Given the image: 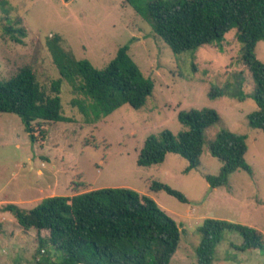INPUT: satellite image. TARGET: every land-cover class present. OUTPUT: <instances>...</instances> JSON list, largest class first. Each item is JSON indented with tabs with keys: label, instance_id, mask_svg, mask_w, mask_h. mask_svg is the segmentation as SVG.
<instances>
[{
	"label": "rangeland",
	"instance_id": "rangeland-1",
	"mask_svg": "<svg viewBox=\"0 0 264 264\" xmlns=\"http://www.w3.org/2000/svg\"><path fill=\"white\" fill-rule=\"evenodd\" d=\"M152 1H0V81L9 80L23 66L35 70L50 94L53 83L62 80L63 117L50 125L45 144L39 146L32 143L19 116L0 113V264L4 260L35 264L37 258L64 261L66 253L51 245L47 253L38 254L36 233H25L5 209L8 203L34 209L52 194L70 197L90 190L128 188L149 196L181 230L170 264H197L198 228L206 219L247 225L264 234V132L249 123V115L257 110L252 96L256 84L242 62L243 43L237 29L222 41L176 54L147 20ZM15 25L27 32L21 44L6 34V27ZM54 35L63 38V48L77 60H88L97 69L108 67L119 49L127 46L144 79L153 84L145 106L137 110L123 104L109 115L97 111L92 100L74 92L75 80L62 79L48 48ZM256 54L264 63V40ZM220 90L222 96L211 97L212 91ZM204 109L216 110L221 121L204 132L199 168L187 173L188 160L174 153L159 165L137 164L151 135L167 129L178 136L188 130L179 113ZM222 131L246 138V162L253 172L239 170L230 175L226 186L212 188L206 177L218 176L222 163L212 156L210 144ZM154 182L180 192L186 202L152 190ZM242 245L240 234H224L212 264H264V250L243 252Z\"/></svg>",
	"mask_w": 264,
	"mask_h": 264
},
{
	"label": "trees",
	"instance_id": "trees-1",
	"mask_svg": "<svg viewBox=\"0 0 264 264\" xmlns=\"http://www.w3.org/2000/svg\"><path fill=\"white\" fill-rule=\"evenodd\" d=\"M147 11L154 33L176 54L222 41L229 31L237 29L243 43L242 62L256 84L252 96L257 110L249 115V123L264 132V63L256 54L258 43L264 40V0H153ZM20 23L18 20L17 25ZM6 34L19 44L27 36L25 28L16 25L6 27ZM63 42L60 35L48 40L53 62L62 79L75 80L78 88L74 92L92 100L97 111L109 115L123 104L137 110L145 106L153 84L144 79L127 46L119 49L108 67L97 69L88 60H77L63 48ZM61 82L53 83L50 94L31 66L18 68L9 80L0 81V113L19 116L32 143L43 146L50 125L63 118ZM223 94L221 90L212 91L211 97ZM178 118L188 130L178 136L167 129L159 136L151 135L139 154V166L159 165L174 153L188 160L187 173L199 168L204 132L218 124L221 116L214 109H204L181 111ZM210 152L222 163L218 176L206 177L212 188L226 186L230 175L239 170L253 172L246 162L248 145L243 136L222 131L210 144ZM151 189L166 191L186 202L183 194L165 184L154 182ZM5 209L14 214L25 233H36L38 254L48 245L66 253L59 264H170L181 240V230L174 219L152 198L128 188L52 196L30 210L15 204ZM198 232L201 242L196 250L197 264H212L216 246L228 233L242 236L239 249L243 252L264 250V234L247 225L206 219ZM35 264L57 263L38 259Z\"/></svg>",
	"mask_w": 264,
	"mask_h": 264
},
{
	"label": "crops",
	"instance_id": "crops-1",
	"mask_svg": "<svg viewBox=\"0 0 264 264\" xmlns=\"http://www.w3.org/2000/svg\"><path fill=\"white\" fill-rule=\"evenodd\" d=\"M39 173H40V174H42V173H43V171H42V170H40V171H39ZM41 192H42V190H41ZM52 196H55V194H52V195H51V197H52ZM38 200H42V198H40V199H38ZM8 204H10V203H8ZM29 233H35V232H33V231H30V232H28L27 234H29ZM35 237H36V236L34 235V237H33V238H34V241H35ZM45 251H46V250H45ZM46 253H47V252H46ZM34 257H35V256H34ZM38 259H39V258H37V260H38ZM2 264H6L5 260H4V261H2Z\"/></svg>",
	"mask_w": 264,
	"mask_h": 264
},
{
	"label": "built area",
	"instance_id": "built-area-1",
	"mask_svg": "<svg viewBox=\"0 0 264 264\" xmlns=\"http://www.w3.org/2000/svg\"><path fill=\"white\" fill-rule=\"evenodd\" d=\"M46 251L45 250H42L41 253L44 254Z\"/></svg>",
	"mask_w": 264,
	"mask_h": 264
}]
</instances>
